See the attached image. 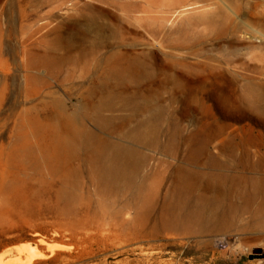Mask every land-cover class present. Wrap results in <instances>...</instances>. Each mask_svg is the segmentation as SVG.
<instances>
[{
    "label": "rangeland",
    "instance_id": "1",
    "mask_svg": "<svg viewBox=\"0 0 264 264\" xmlns=\"http://www.w3.org/2000/svg\"><path fill=\"white\" fill-rule=\"evenodd\" d=\"M182 173L264 205V0H0V264H264V229L163 231Z\"/></svg>",
    "mask_w": 264,
    "mask_h": 264
},
{
    "label": "bare ground",
    "instance_id": "2",
    "mask_svg": "<svg viewBox=\"0 0 264 264\" xmlns=\"http://www.w3.org/2000/svg\"><path fill=\"white\" fill-rule=\"evenodd\" d=\"M248 89L249 90L247 94L245 95V100L250 101L252 99H255L256 98V94L254 93L255 91L250 90V88ZM103 152H104V149H103ZM131 156H133V154L130 149H123L115 145L114 147H112L110 154L108 153V156L103 155V157H101L100 159L101 162L98 161L100 162L99 165H100L101 175L107 181L114 182L120 179L129 180L131 173L133 172L132 169L135 168L133 167L131 163H129V159H131L130 158ZM210 178L211 177L207 178L206 186L203 187L202 189H199V186L197 187L195 180L192 179V177L188 173L181 174L178 180L179 199L170 211L166 210L164 211L165 213L161 215V218H162L161 225H162V229L164 232L182 230L188 234L201 235V234L208 233L210 230L222 232V231L233 229L234 231L240 233L241 236H244L245 233L247 232H250V233L257 232L259 230L264 229V205L263 204L261 205L258 204L256 207L252 208V203L254 200L253 197L247 196V197L242 198L240 197V195H239L240 197L239 201L241 202L239 204L232 203L230 202V199L232 195L235 193L232 190L237 180L233 176L229 178L217 176L215 178V183L212 184ZM227 182L230 184L228 188H226ZM255 186L256 188H258L256 190V198H259L260 196H262L263 202H264V194H262L259 189L260 184L255 183ZM201 190H203V192L199 194ZM175 193L177 195V192ZM244 215L249 216V220L246 223H244L243 221ZM238 222H241V224L238 227H236ZM38 242L41 243L42 241H38ZM239 242H240V239H238L237 247L240 246ZM170 246L171 245H167V247H170ZM136 250L139 252L138 254L140 255L142 259L137 260L135 264H178L177 263L178 261H176L177 259H175L176 254L172 255L169 260H164L160 258H155L154 254L149 253L147 249L136 248ZM136 250H133V251H136ZM22 251H24L25 254H27L25 255L24 261L21 262L19 258H15V261H12V262L10 261L5 264H30L34 258L38 257V254H39V253L38 254L35 253L34 248L18 249L17 252L21 253Z\"/></svg>",
    "mask_w": 264,
    "mask_h": 264
}]
</instances>
